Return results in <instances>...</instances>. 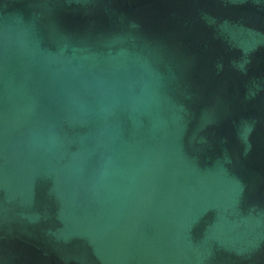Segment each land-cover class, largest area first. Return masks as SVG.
<instances>
[{"label":"water","instance_id":"95a60500","mask_svg":"<svg viewBox=\"0 0 264 264\" xmlns=\"http://www.w3.org/2000/svg\"><path fill=\"white\" fill-rule=\"evenodd\" d=\"M0 264H264V0H0Z\"/></svg>","mask_w":264,"mask_h":264}]
</instances>
